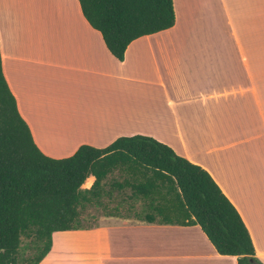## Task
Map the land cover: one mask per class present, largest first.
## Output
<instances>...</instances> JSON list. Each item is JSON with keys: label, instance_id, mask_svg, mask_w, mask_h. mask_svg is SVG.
<instances>
[{"label": "crops", "instance_id": "crops-1", "mask_svg": "<svg viewBox=\"0 0 264 264\" xmlns=\"http://www.w3.org/2000/svg\"><path fill=\"white\" fill-rule=\"evenodd\" d=\"M173 5L174 25L120 61L78 0H0L5 80L48 156L142 134L203 167L264 264V0ZM109 221L54 231L38 264H237L199 225Z\"/></svg>", "mask_w": 264, "mask_h": 264}, {"label": "trees", "instance_id": "trees-1", "mask_svg": "<svg viewBox=\"0 0 264 264\" xmlns=\"http://www.w3.org/2000/svg\"><path fill=\"white\" fill-rule=\"evenodd\" d=\"M78 2L120 61L134 39L175 23L173 0ZM92 176L90 187L82 188ZM90 206L107 216L199 225L218 253L236 256L237 264H263L240 214L211 175L167 144L135 134L102 148L82 144L66 157L43 153L18 111L0 52V264H38L54 231L97 226L87 222ZM23 238L32 256L21 255Z\"/></svg>", "mask_w": 264, "mask_h": 264}, {"label": "rangeland", "instance_id": "rangeland-1", "mask_svg": "<svg viewBox=\"0 0 264 264\" xmlns=\"http://www.w3.org/2000/svg\"><path fill=\"white\" fill-rule=\"evenodd\" d=\"M94 178L88 179L85 183L82 184V188H88L92 184ZM90 181V182H88ZM88 212L90 215H87V222L88 223H94V224H103V223H109L111 221L109 220H121L124 222H135L138 221L135 218H124L121 216H107L102 209L96 208L94 206L88 207ZM34 254V251L31 249V246L29 245V240L26 238L22 239L21 244V255L22 256H32Z\"/></svg>", "mask_w": 264, "mask_h": 264}]
</instances>
